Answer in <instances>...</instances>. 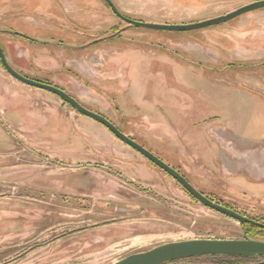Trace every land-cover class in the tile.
I'll list each match as a JSON object with an SVG mask.
<instances>
[{
  "label": "rangeland",
  "instance_id": "rangeland-1",
  "mask_svg": "<svg viewBox=\"0 0 264 264\" xmlns=\"http://www.w3.org/2000/svg\"><path fill=\"white\" fill-rule=\"evenodd\" d=\"M19 1L0 0V43L18 72L48 78L206 196L264 223V8L197 31L155 32L105 0ZM253 1L113 0L130 18L161 23ZM9 81L0 80V264H111L173 240H264L58 95ZM15 87L22 98L7 99Z\"/></svg>",
  "mask_w": 264,
  "mask_h": 264
},
{
  "label": "water",
  "instance_id": "water-1",
  "mask_svg": "<svg viewBox=\"0 0 264 264\" xmlns=\"http://www.w3.org/2000/svg\"><path fill=\"white\" fill-rule=\"evenodd\" d=\"M113 12L129 24L153 30L167 31H191L221 24L232 20L248 12L264 8V0H255L240 6L226 14L191 23H161L142 21L130 18L123 14L113 0H105ZM0 61L6 71L19 81L52 92L66 101L79 113L86 115L107 127L116 137L142 153L151 162L165 170L173 178L179 181L200 202L225 215H228L241 223H251L264 227V223L252 219L230 207L220 204L199 191L182 173L169 165L158 155L147 149L134 138L123 132L111 120L104 115L84 106L74 96L64 89L39 80H35L18 72L9 62L6 52L0 43ZM202 255H233L243 257H264V240L252 238H191L167 241L158 244L148 250L128 254L111 264H169L174 260L186 259ZM264 264V262L257 263Z\"/></svg>",
  "mask_w": 264,
  "mask_h": 264
},
{
  "label": "crops",
  "instance_id": "crops-1",
  "mask_svg": "<svg viewBox=\"0 0 264 264\" xmlns=\"http://www.w3.org/2000/svg\"><path fill=\"white\" fill-rule=\"evenodd\" d=\"M20 3H22L23 4V0H20L19 1ZM40 9H41V6H38V10L40 11ZM10 10H8V12H9ZM9 14V13H8ZM6 70V69H5ZM7 72V71H6ZM3 73L1 70H0V75L3 77V78H0V80L2 81V84H1V86H3V82H7V83H9L10 81L9 80H12V82H14L13 84H19L18 82H19V80L18 79H16L17 81H15V79H12V77H10L11 75L7 72V73ZM5 74H7V75H5ZM9 74V75H8ZM6 78H10V79H6ZM14 78V77H13ZM21 82V81H20ZM14 86H16V87H18V85H14ZM15 87V89H11V88H9L8 90L6 89V95L5 94H3V96L5 95L6 97H7V99H10V97H12L11 95H16V96H18V98L20 99V98H22L21 96H20V94H19V90L20 89H18V88H16ZM27 89L28 90H30V92L31 93H33V92H37L36 94L37 95H39V94H41V93H38V92H40V91H36L35 89H31V88H28L27 87ZM1 92L2 93H4V91L3 90H1ZM45 98H48V99H50L51 97H53L52 95H50V94H48V93H45ZM55 98V97H54ZM7 99H6V102H7ZM33 106V107H32ZM32 108L31 109H29L30 111H31V113H34L35 114V112H36V110H38V108H37V105H34V103L32 104ZM19 107L20 106H16L15 107V109L17 108V109H19ZM16 109V110H17ZM18 111H21V110H18Z\"/></svg>",
  "mask_w": 264,
  "mask_h": 264
},
{
  "label": "trees",
  "instance_id": "trees-1",
  "mask_svg": "<svg viewBox=\"0 0 264 264\" xmlns=\"http://www.w3.org/2000/svg\"><path fill=\"white\" fill-rule=\"evenodd\" d=\"M214 26V25H213ZM210 27V26H209ZM207 28V27H206ZM147 29V28H146ZM201 29H203V28H201ZM151 31H162V30H153V29H150ZM197 30H199V29H195V30H191V31H197ZM117 37V35L114 33L112 36H110V37H106V38H110L109 40H112V39H114V38H116ZM106 38H104L103 40H106ZM97 43V42H96ZM93 44H95V42H92V43H90V44H88L87 46H91V45H93ZM81 47V46H80ZM192 60V59H191ZM3 65V64H2ZM4 67V66H3ZM37 80H39V81H43V82H47V83H50V84H53L52 83V81L51 80H49L48 78H44V80H41V79H37ZM58 86V85H57ZM59 87V86H58ZM61 88V87H60ZM87 107V106H86ZM88 108V107H87ZM121 129V128H120ZM122 130V129H121ZM123 132H124V130H122ZM137 141V140H136ZM140 143V142H139ZM142 144V143H141ZM203 193V192H202ZM204 194V193H203ZM195 198V197H194ZM210 198V197H209ZM210 199H212V198H210ZM213 200V199H212ZM215 201V200H214ZM216 202H218V201H216ZM218 203H220V204H223V205H225V206H227V207H230V208H232V209H235V208H233L231 205H229V204H227V203H222V202H218ZM236 210V209H235ZM244 226H249L250 228H251V230H253V235H255V234H258V235H260V237H264V227H260V226H258V225H254V224H251V223H244ZM213 256H215V255H213ZM224 256H232V257H238V256H233V255H224ZM240 257V256H239Z\"/></svg>",
  "mask_w": 264,
  "mask_h": 264
},
{
  "label": "flooded vegetation",
  "instance_id": "flooded-vegetation-1",
  "mask_svg": "<svg viewBox=\"0 0 264 264\" xmlns=\"http://www.w3.org/2000/svg\"><path fill=\"white\" fill-rule=\"evenodd\" d=\"M66 91V90H65ZM70 94V93H69ZM62 99V98H61ZM63 100V99H62ZM64 101V100H63ZM65 103H67L66 101H64ZM262 262H264V261H262ZM261 263V262H260Z\"/></svg>",
  "mask_w": 264,
  "mask_h": 264
}]
</instances>
